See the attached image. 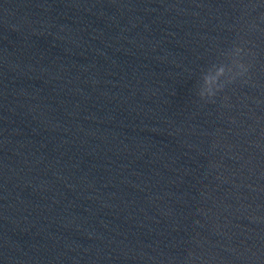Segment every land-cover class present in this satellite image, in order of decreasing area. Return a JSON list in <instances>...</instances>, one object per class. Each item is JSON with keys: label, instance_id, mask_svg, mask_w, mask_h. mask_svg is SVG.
I'll return each instance as SVG.
<instances>
[{"label": "clouds", "instance_id": "obj_1", "mask_svg": "<svg viewBox=\"0 0 264 264\" xmlns=\"http://www.w3.org/2000/svg\"><path fill=\"white\" fill-rule=\"evenodd\" d=\"M225 62L220 64L213 75H206L197 95L201 100L214 101L218 93L225 90L227 85L235 83L238 79L245 78L250 70V65L245 62V49L242 45H234L224 51Z\"/></svg>", "mask_w": 264, "mask_h": 264}]
</instances>
